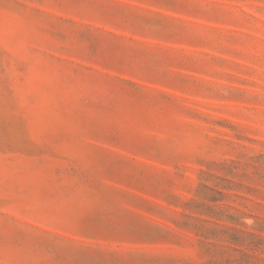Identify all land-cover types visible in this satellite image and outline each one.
Listing matches in <instances>:
<instances>
[{
  "label": "rangeland",
  "instance_id": "374dc122",
  "mask_svg": "<svg viewBox=\"0 0 264 264\" xmlns=\"http://www.w3.org/2000/svg\"><path fill=\"white\" fill-rule=\"evenodd\" d=\"M0 264H264V0H0Z\"/></svg>",
  "mask_w": 264,
  "mask_h": 264
}]
</instances>
